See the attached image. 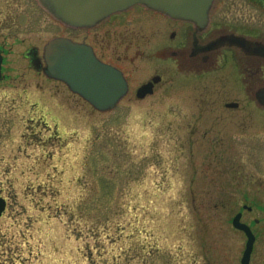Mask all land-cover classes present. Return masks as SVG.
<instances>
[{
	"label": "rangeland",
	"instance_id": "1",
	"mask_svg": "<svg viewBox=\"0 0 264 264\" xmlns=\"http://www.w3.org/2000/svg\"><path fill=\"white\" fill-rule=\"evenodd\" d=\"M24 20L0 81V264H240L238 212L264 264V113L228 95L225 71H174L138 100L159 62L131 51L130 92L100 113L21 57L68 31ZM234 98L246 108L206 111Z\"/></svg>",
	"mask_w": 264,
	"mask_h": 264
},
{
	"label": "flooded vegetation",
	"instance_id": "2",
	"mask_svg": "<svg viewBox=\"0 0 264 264\" xmlns=\"http://www.w3.org/2000/svg\"><path fill=\"white\" fill-rule=\"evenodd\" d=\"M39 14L68 31V34L54 35L52 38L63 37L87 45L100 61L119 69L128 83L127 95L131 82L124 67L129 52L133 51L138 56L157 60L159 64L155 70L160 71L153 72L145 82L139 84L135 94L142 84L155 78L157 81H152L154 93L162 77L172 75L174 71L197 80L223 69V77L232 82L228 95L244 96L248 104L264 113V0H216L202 28L135 5L111 15L90 29L64 26L52 18L38 0H0V81L7 78L6 57L11 53L5 47L7 33L13 40L20 39L18 32L21 35L23 18L25 26L30 27L28 31H37L35 27ZM20 41L22 44L24 39ZM29 53L43 63L42 52L35 46H27L21 57L27 60L28 65ZM242 107L246 108L239 99L234 98L222 104H208L206 111L214 112L217 108L239 110ZM200 111L203 112L201 108ZM242 141L238 145H244ZM242 208L251 211L245 205Z\"/></svg>",
	"mask_w": 264,
	"mask_h": 264
},
{
	"label": "water",
	"instance_id": "3",
	"mask_svg": "<svg viewBox=\"0 0 264 264\" xmlns=\"http://www.w3.org/2000/svg\"><path fill=\"white\" fill-rule=\"evenodd\" d=\"M216 0H38L48 14L64 26L90 29L113 14L139 5L171 19L192 23L202 28L208 21ZM31 52V51H30ZM30 67L51 80L66 85L97 112L115 109L127 95L128 83L123 73L100 61L92 49L70 39L58 37L49 40L42 49V59L29 53ZM1 64V57H0ZM1 79V75H0ZM153 82L157 80L152 79ZM142 84L136 91L138 100L153 93V82ZM264 103V96L262 97ZM6 202L0 197V217ZM245 208V207H244ZM232 226L246 237L240 264H250L255 236L250 227L241 222V213L231 220Z\"/></svg>",
	"mask_w": 264,
	"mask_h": 264
}]
</instances>
